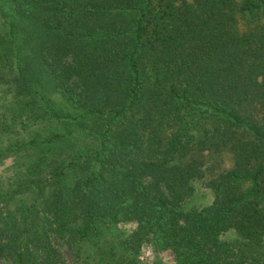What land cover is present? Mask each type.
I'll return each mask as SVG.
<instances>
[{
  "label": "trees",
  "instance_id": "16d2710c",
  "mask_svg": "<svg viewBox=\"0 0 264 264\" xmlns=\"http://www.w3.org/2000/svg\"><path fill=\"white\" fill-rule=\"evenodd\" d=\"M5 162L1 264H264V0H0Z\"/></svg>",
  "mask_w": 264,
  "mask_h": 264
},
{
  "label": "rangeland",
  "instance_id": "374dc122",
  "mask_svg": "<svg viewBox=\"0 0 264 264\" xmlns=\"http://www.w3.org/2000/svg\"><path fill=\"white\" fill-rule=\"evenodd\" d=\"M223 157V162L222 164L225 162H227L228 160V156L227 154L223 153L222 155ZM219 159V158H218ZM221 159V158H220ZM210 156L208 157V163L210 162ZM217 161V160H216ZM221 162V161H220ZM6 163L5 162L3 164L0 165V168L3 167ZM129 226L128 225H124V224H114L112 226L109 227H105L104 231L101 235V239L103 242H117V239L119 237V235L122 233H125L128 230ZM59 246V251L60 254L62 256V260L64 261L63 264H83V262L81 260H78L70 251L69 247L65 244H58ZM143 253H141L142 256ZM140 256V257H141ZM154 256L155 258H157L155 252H148L147 253V257H152ZM1 264V262H0Z\"/></svg>",
  "mask_w": 264,
  "mask_h": 264
}]
</instances>
